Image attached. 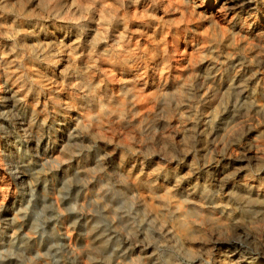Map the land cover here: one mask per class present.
<instances>
[{"label": "clouds", "instance_id": "1", "mask_svg": "<svg viewBox=\"0 0 264 264\" xmlns=\"http://www.w3.org/2000/svg\"><path fill=\"white\" fill-rule=\"evenodd\" d=\"M177 3L185 16L166 22L156 14L166 0H151L152 11L133 15L126 5L141 0H0V142L19 153L0 149V167L17 190L10 219H0V264H264V180L257 179L264 155L249 156L245 140L249 114L256 108L264 118V104L241 101L243 85L217 81L224 40L200 49L181 81L165 83L166 73L152 86L157 110L145 115L137 107L143 85L129 72L139 71L147 54L131 47L128 24L134 18L196 31L187 25L204 19L200 5ZM163 46L155 54L170 68L174 57L159 52ZM61 52L70 55L67 69ZM209 59L211 66L196 71ZM118 78L119 85L111 83ZM61 88L71 96L56 97ZM45 92L49 104L30 112L29 96L39 100ZM69 98L84 117L68 111L62 101ZM234 146L247 161L241 167L223 161ZM188 160L194 167L184 171ZM245 172L247 183L238 180ZM225 242L242 249L239 258L217 257Z\"/></svg>", "mask_w": 264, "mask_h": 264}, {"label": "rangeland", "instance_id": "2", "mask_svg": "<svg viewBox=\"0 0 264 264\" xmlns=\"http://www.w3.org/2000/svg\"><path fill=\"white\" fill-rule=\"evenodd\" d=\"M150 2L151 0H141L139 6L129 7L126 5V11L129 15H133L137 10L143 12L146 8L148 11H152L148 7ZM195 3L200 5V7L196 8L197 15L203 14L204 19L198 20L196 24L189 23L187 29H196V31L186 30L183 24L179 27L169 26L165 28L155 21L151 22V27H147L140 20L134 18L128 24V27L132 31L131 47H138L142 53L147 54L138 61L139 71L129 72L131 78L140 80L143 85L140 89L141 94L137 99V107L142 114L147 115L158 108V105L152 99L156 91L155 87L152 86L159 85L161 78L166 73L168 79H165V83L181 81L183 77L189 74L190 66L200 59L201 52L199 50L202 48L206 49L209 41L213 39H223L225 44L222 48L227 47V51L224 57H222V59L226 60V64L216 76L217 81L221 82V77H223L229 85L233 82L237 86L243 85L244 91L240 97L241 101L251 98L257 104H264V0H258V2L257 0H252V2H249V0H195ZM169 9L172 10L169 11ZM123 14L121 13V15ZM156 14L163 17L164 21L167 22L179 21L181 17L185 16L186 12L184 6L177 3V0H166L165 6L157 9ZM6 19L8 23H11L13 17L8 16ZM214 24L219 25V29L214 28ZM119 27L123 31L124 25H120ZM228 32L237 34V38L234 40L230 39L227 34ZM239 37H244V39L241 40ZM164 41H167V43L164 44ZM158 44L164 45L158 50L159 52L163 53L166 51L174 57L171 59L170 68L165 66L168 62L162 55L156 56ZM228 57L232 58L228 59ZM57 59L63 64L65 69L69 67V53L61 52ZM107 63L108 61L103 62L104 65ZM154 63L159 64L158 71H153ZM213 63L214 61L211 59L205 60L203 64L196 68V71H199L200 68H208ZM30 66L40 67L39 64ZM217 69H220L219 64L212 70L216 72ZM52 78L63 84V81L59 77L53 76ZM120 82L119 78L111 81L114 85H119ZM0 83H4V77L2 76H0ZM8 86L12 92H15L18 87L12 81L8 82ZM209 86H211V82ZM223 90L221 89V91ZM21 95H23V92H21ZM65 95L71 96L70 93L66 94L62 88L56 92V97H64ZM52 98L46 92L41 95L40 101L36 100L33 96H29L30 112H41ZM62 102L68 107L69 112H78L81 117L86 115L79 111V105L75 100L69 98L64 99ZM256 112L257 109L253 108L249 114L250 122L245 126V131L248 133L245 140L250 146L247 154L251 157L264 155V136L261 135L264 133V118L257 116ZM63 115L68 116V112H65ZM242 116L243 113L240 118ZM173 126L178 133L176 139H180V122L174 121ZM225 131L226 128L221 130V137ZM165 135H168V133H165ZM215 139L216 136L214 134L213 140ZM202 147L215 148L216 143L210 146L203 145ZM0 149L7 150L19 157L18 151H15L9 144L0 142ZM241 151L240 147L234 146L229 155L223 158V161L225 163L230 161L234 167L245 165L247 161H240L238 159ZM187 163L188 168L183 169L184 171H188L194 167L191 160H188ZM201 175L200 172L196 173V177H200ZM207 179V175H204L203 179H194L193 184L189 185V187L194 190L196 183H203ZM219 179H222V177L217 176L216 180ZM257 179L264 180V172H261ZM238 180L247 183L248 174L246 172L243 173L238 177ZM251 183L256 184L257 188H260L256 180H252ZM16 191V186L12 176L9 175L8 169L0 167V201L4 202V212L0 213V219H10L7 213L10 211V206L16 200ZM237 195H241V193H237ZM241 251L242 249L237 246L225 242L218 246L217 257H232V259H237L240 257Z\"/></svg>", "mask_w": 264, "mask_h": 264}, {"label": "bare ground", "instance_id": "3", "mask_svg": "<svg viewBox=\"0 0 264 264\" xmlns=\"http://www.w3.org/2000/svg\"><path fill=\"white\" fill-rule=\"evenodd\" d=\"M229 2H230V1H229ZM230 3H231V2H230ZM222 6H223V5H222ZM223 8H224V7H223ZM224 10H225V9H224ZM218 14H219V13H218ZM239 15H240V14H239ZM228 28H229V27H228ZM139 96H140V95H139ZM39 101H40V100H39ZM227 250H228V249H227ZM223 253H224V252H223ZM222 255H223V254H222ZM222 255H221V256H222ZM223 256H224V255H223ZM231 258H232V257H231Z\"/></svg>", "mask_w": 264, "mask_h": 264}]
</instances>
